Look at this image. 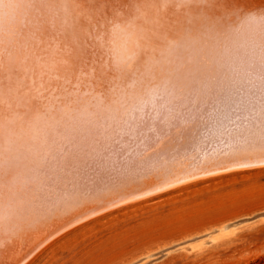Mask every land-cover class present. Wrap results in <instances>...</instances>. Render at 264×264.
<instances>
[{
	"label": "bare ground",
	"instance_id": "1",
	"mask_svg": "<svg viewBox=\"0 0 264 264\" xmlns=\"http://www.w3.org/2000/svg\"><path fill=\"white\" fill-rule=\"evenodd\" d=\"M199 2L0 0V264L24 263L64 228L117 204L264 165V151L249 147L262 119L254 69L264 45V0H228L235 8L226 32L200 22L208 13ZM114 21L152 37L144 53L150 71L139 83L113 67L117 53L136 52L129 30ZM153 89L230 96L239 131L207 139L202 122L170 126L149 107L135 143L100 163V124L122 122ZM262 225L264 215L223 224L211 247ZM203 244L191 245L192 254L211 248Z\"/></svg>",
	"mask_w": 264,
	"mask_h": 264
},
{
	"label": "rangeland",
	"instance_id": "2",
	"mask_svg": "<svg viewBox=\"0 0 264 264\" xmlns=\"http://www.w3.org/2000/svg\"><path fill=\"white\" fill-rule=\"evenodd\" d=\"M191 180L79 220L22 264H264V225L211 247L219 226L264 215V165Z\"/></svg>",
	"mask_w": 264,
	"mask_h": 264
},
{
	"label": "snow or ice",
	"instance_id": "3",
	"mask_svg": "<svg viewBox=\"0 0 264 264\" xmlns=\"http://www.w3.org/2000/svg\"><path fill=\"white\" fill-rule=\"evenodd\" d=\"M11 6V4L6 5ZM198 7L206 10L208 14L199 17L200 22L210 29L218 32H226L230 24L227 13L235 8L228 0H200ZM113 26L123 27L131 33L130 40L136 49L134 55L121 58L117 53L113 60L115 71L121 73L128 81L141 82L146 72L150 71L144 53L151 43L152 37L142 29L133 30L127 22ZM103 46L107 47V33L100 37ZM260 78V95L262 97L261 122L259 134L252 133L249 147L259 148L264 151V45L260 50L259 62L256 68ZM148 99L143 105L127 114L122 122H108L106 118L97 129V135L101 137L94 148V156L100 162L111 161L113 157L120 155L135 143L142 134L145 109L151 108L155 113L154 119L162 123L183 127L195 122L204 124V137L211 139L213 135L231 136L239 131L236 127V119L229 114L230 96L210 95L209 92L200 89L186 95H176L172 92L162 94L157 90H150ZM210 109V111H209ZM140 114V115H138ZM239 119V117H237ZM253 127H255L253 125Z\"/></svg>",
	"mask_w": 264,
	"mask_h": 264
},
{
	"label": "clouds",
	"instance_id": "4",
	"mask_svg": "<svg viewBox=\"0 0 264 264\" xmlns=\"http://www.w3.org/2000/svg\"><path fill=\"white\" fill-rule=\"evenodd\" d=\"M9 7H11V6H9Z\"/></svg>",
	"mask_w": 264,
	"mask_h": 264
}]
</instances>
